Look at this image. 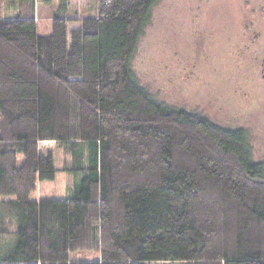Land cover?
<instances>
[{"label":"trees","instance_id":"trees-1","mask_svg":"<svg viewBox=\"0 0 264 264\" xmlns=\"http://www.w3.org/2000/svg\"><path fill=\"white\" fill-rule=\"evenodd\" d=\"M158 1L81 16L62 0L40 34L36 0H0V264H264L246 131L157 100L133 69ZM59 170L81 174L69 195L31 199Z\"/></svg>","mask_w":264,"mask_h":264},{"label":"rangeland","instance_id":"rangeland-1","mask_svg":"<svg viewBox=\"0 0 264 264\" xmlns=\"http://www.w3.org/2000/svg\"><path fill=\"white\" fill-rule=\"evenodd\" d=\"M61 2L36 0L40 34L51 31ZM99 2L70 0V7L81 16L95 15ZM11 3H4L5 16ZM80 25L70 21L69 30ZM251 26L260 32L255 43ZM263 55L264 0H159L139 38L132 66L157 100L224 127L244 129L253 158L264 163ZM44 150L55 152V164L62 168L63 147ZM80 177L59 170L54 179L37 182L31 199L65 198ZM96 256L80 253L76 259Z\"/></svg>","mask_w":264,"mask_h":264},{"label":"flooded vegetation","instance_id":"flooded-vegetation-1","mask_svg":"<svg viewBox=\"0 0 264 264\" xmlns=\"http://www.w3.org/2000/svg\"><path fill=\"white\" fill-rule=\"evenodd\" d=\"M252 22H254V20H252L250 23H252ZM250 32H251V34L253 36L252 37V42L255 43L257 41V38H258V35H259L260 32L255 27L252 29V26H251ZM261 63L264 66V55L262 56ZM262 70H263L262 76H263V82H264V67L262 68Z\"/></svg>","mask_w":264,"mask_h":264}]
</instances>
